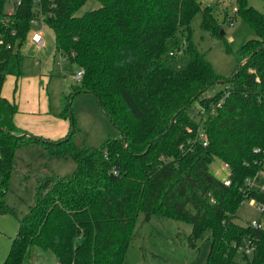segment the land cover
<instances>
[{
	"label": "trees",
	"instance_id": "trees-1",
	"mask_svg": "<svg viewBox=\"0 0 264 264\" xmlns=\"http://www.w3.org/2000/svg\"><path fill=\"white\" fill-rule=\"evenodd\" d=\"M86 1L41 2L56 49L84 70L68 98L95 93L120 128L100 146L74 142L73 117L72 132L56 140L15 123L19 105L2 89L8 74H23V47L39 8L22 0L6 24L8 0H0L6 32L0 42V215L15 212L6 193L19 148L38 142L52 157L69 155L78 165L72 174L39 179L35 202L0 264H23L33 246L53 250L60 264H126L140 212L147 220L157 215L191 223L188 239L195 247L209 232L205 264H264V210L257 226L237 217L246 198L264 206V12L249 0H234L256 38L241 45L249 58L225 89L205 95L223 76L192 40V20L201 13L202 28L222 36L212 5L98 0L101 6L76 15ZM177 49L189 55L179 69L168 60ZM196 100L206 108L199 119L188 112ZM70 104L62 116L71 115ZM215 158L229 163V184L209 169ZM246 238L252 256L241 261L236 253Z\"/></svg>",
	"mask_w": 264,
	"mask_h": 264
},
{
	"label": "rangeland",
	"instance_id": "rangeland-1",
	"mask_svg": "<svg viewBox=\"0 0 264 264\" xmlns=\"http://www.w3.org/2000/svg\"><path fill=\"white\" fill-rule=\"evenodd\" d=\"M249 2L256 9L264 12V0H249ZM202 3L214 7L224 30V34L220 37L212 36L205 31L201 25V13H197L192 20V40L206 54V58L212 62L215 70L223 76V80L204 92L205 95H212L218 90L225 89L229 84L228 78L244 63L246 58L241 55L239 49L248 39L256 38V32L242 15L235 12L234 0H202ZM99 6L101 5L98 0H87L85 5L76 11V15H82L87 10ZM41 30L44 33V44L37 46L30 39L26 41L23 47V74L20 78L8 74L2 89V92L7 93V97L15 98L18 105L21 101V106L25 108L22 112L25 114L21 116L23 126L28 127L26 129H31L35 134L56 140L66 136L68 129L72 132L73 117L77 127L73 140L80 146H100L109 137L120 135V128L102 109L95 93L78 91L68 98L73 85L78 81L76 77L78 67L66 54L56 49V34L47 22L43 27L41 26ZM168 60L179 69L187 64L189 55L187 52L176 53L169 55ZM39 75L42 79L37 82L34 77ZM26 78L32 80L36 86L35 88L28 86L27 91L22 95V84L25 83ZM39 83L41 86L38 89L42 91L41 95H39L40 91L36 90ZM25 95L27 98H24ZM69 101L71 115L64 117L61 113ZM34 104L37 107L35 113L27 114L30 111L28 106ZM199 108V100H196L188 108V112L199 119ZM16 155L6 193V201L15 212L0 215V263L8 255L13 238L19 229L20 219L35 202L39 179L51 173L66 176L74 173L78 167L73 157L64 154L52 157L38 142L19 148ZM224 162L220 158H215L210 163L209 169L220 178L227 176L228 170L223 166ZM237 217L239 221L258 220L261 217V209L257 207V203L251 204L246 198L237 209ZM138 220L136 235L128 249L126 264L206 263L210 250V241L207 238L209 232L195 247L189 243L188 236L192 231V225L187 221L157 215L147 220L144 212H140ZM248 240L246 238L239 246L236 253L238 260L244 261L247 254L252 256L251 252L245 251ZM23 264H60V262L53 250L33 246L30 256Z\"/></svg>",
	"mask_w": 264,
	"mask_h": 264
},
{
	"label": "built area",
	"instance_id": "built-area-1",
	"mask_svg": "<svg viewBox=\"0 0 264 264\" xmlns=\"http://www.w3.org/2000/svg\"><path fill=\"white\" fill-rule=\"evenodd\" d=\"M21 1L22 0H8V3L6 4L4 18L2 19L4 23L7 24L12 20V16L14 15V13L17 9V5L22 3ZM41 1L42 0H35L36 6L39 8V10H37L38 14L31 20L32 27L29 30L28 36H27V40L30 39L35 44H42L44 42L43 31L41 30V26L43 27L44 23L46 22V19H45V14L42 11V2ZM5 33L6 32L0 30V42L3 41V39H4L3 37L5 36ZM182 52H183V49L172 50V51H170V53H171L170 55L176 54V53L179 54ZM83 73H84L83 69L77 70V72H76L77 79H80L83 76ZM199 111L201 114H205L206 108L204 106H201ZM202 136L204 137V144H207L206 134H203ZM223 166L228 170V175H229L230 170H231L229 163L224 162ZM228 175L222 177L226 184L230 183V179H229ZM250 181L252 183H254V180L250 179ZM260 186L262 187V189H264V183H261ZM250 202H251V204L257 203L254 199H251ZM257 207L259 209H261V211L264 210V206L260 203H257ZM251 223L255 226L259 225V222L256 219H252ZM245 250H246V252L249 253V251H250L249 246Z\"/></svg>",
	"mask_w": 264,
	"mask_h": 264
},
{
	"label": "crops",
	"instance_id": "crops-1",
	"mask_svg": "<svg viewBox=\"0 0 264 264\" xmlns=\"http://www.w3.org/2000/svg\"><path fill=\"white\" fill-rule=\"evenodd\" d=\"M43 37H44V33H43ZM35 44V43H34ZM44 44V42L42 43V44H36L37 46H41V45H43ZM20 78V77H19ZM28 79L29 78H26L25 79V83L24 84H22V89H21V94L22 93H24L25 94V92L27 91V87L29 86V87H34L35 88V83H33V81L32 80H30L28 83H27V81H28ZM34 79L35 80H37V82H38V80H41L42 79V76H40L39 75V77L38 76H36V77H34ZM40 83H39V85H37V92L38 91H40V89H38V88H40ZM17 89H18V84H17V88L15 89L16 90V92H17ZM41 92L42 91H40V93H39V95H41ZM2 94L4 95V96H6L7 97V93H5V92H2ZM23 95V94H22ZM22 95H21V97H22ZM7 98H9V97H7ZM24 98H27V95H25L24 96ZM10 99V98H9ZM21 99V98H20ZM10 100H15V98L14 99H10ZM16 101V100H15ZM20 101V100H19ZM28 107H30L29 109H30V111L32 112H30V111H28L27 112V114L29 113V114H33V113H35L34 111H36V109H37V107H35V104L34 105H32V106H28ZM19 109L20 110H18V112L15 114V117H14V120H15V123L20 127V128H23V129H25V130H27V131H29V132H32V133H34L31 129H26V128H28V127H26L25 128V126H23V121H22V119H21V116L23 115V114H25V113H22L23 111H25V108L23 107V106H21V101H20V105H19ZM24 125H27L28 126V124H24ZM70 127V126H69ZM70 131V129H68V132ZM66 134H68L67 132H66Z\"/></svg>",
	"mask_w": 264,
	"mask_h": 264
},
{
	"label": "water",
	"instance_id": "water-1",
	"mask_svg": "<svg viewBox=\"0 0 264 264\" xmlns=\"http://www.w3.org/2000/svg\"><path fill=\"white\" fill-rule=\"evenodd\" d=\"M221 32H224V30H222ZM248 58H249V57H248ZM248 58H246V60H247ZM246 60H245V61H246ZM245 61H244V62H245ZM237 71H238V68L236 69V71L234 72V74L232 75V77L236 74Z\"/></svg>",
	"mask_w": 264,
	"mask_h": 264
}]
</instances>
